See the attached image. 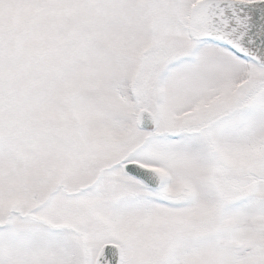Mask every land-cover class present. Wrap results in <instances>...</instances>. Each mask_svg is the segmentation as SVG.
I'll return each instance as SVG.
<instances>
[{"label": "snow or ice", "instance_id": "obj_1", "mask_svg": "<svg viewBox=\"0 0 264 264\" xmlns=\"http://www.w3.org/2000/svg\"><path fill=\"white\" fill-rule=\"evenodd\" d=\"M0 264H264V0H0Z\"/></svg>", "mask_w": 264, "mask_h": 264}]
</instances>
